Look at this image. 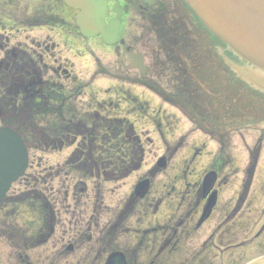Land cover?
Instances as JSON below:
<instances>
[{
	"label": "flooded vegetation",
	"instance_id": "1",
	"mask_svg": "<svg viewBox=\"0 0 264 264\" xmlns=\"http://www.w3.org/2000/svg\"><path fill=\"white\" fill-rule=\"evenodd\" d=\"M236 67L181 0H0V127L29 159L0 264H264V95Z\"/></svg>",
	"mask_w": 264,
	"mask_h": 264
},
{
	"label": "water",
	"instance_id": "2",
	"mask_svg": "<svg viewBox=\"0 0 264 264\" xmlns=\"http://www.w3.org/2000/svg\"><path fill=\"white\" fill-rule=\"evenodd\" d=\"M207 30L249 67L242 80L264 94V0H186ZM18 136L0 129V198L26 168Z\"/></svg>",
	"mask_w": 264,
	"mask_h": 264
},
{
	"label": "rangeland",
	"instance_id": "3",
	"mask_svg": "<svg viewBox=\"0 0 264 264\" xmlns=\"http://www.w3.org/2000/svg\"><path fill=\"white\" fill-rule=\"evenodd\" d=\"M90 65H91V73H94L96 71V66H94L93 62H91ZM99 72L100 73H103L101 69H99V70L96 71V73H99ZM96 86L107 87L106 84L101 83V82H99L98 84H96ZM246 134H248V135L250 134L249 138H247L248 136H246V139H247L248 143L250 145L253 144V140L258 135V133L254 132V131H250V132H246ZM235 139H236V142L239 140L238 137H236ZM153 147L155 148L157 146H153ZM153 147L150 148V151L153 150ZM262 154H263V159H264V147H263V153ZM263 159H261V161H260L261 163H260V166L258 168V169H261V172H262V169H264V164H262V163H264V160ZM150 160L151 159L148 160V164H150ZM56 161H62V160L58 159Z\"/></svg>",
	"mask_w": 264,
	"mask_h": 264
}]
</instances>
